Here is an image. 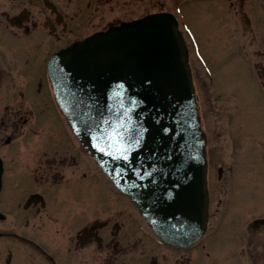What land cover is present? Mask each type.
I'll use <instances>...</instances> for the list:
<instances>
[{"label": "flooded vegetation", "instance_id": "af4514ba", "mask_svg": "<svg viewBox=\"0 0 264 264\" xmlns=\"http://www.w3.org/2000/svg\"><path fill=\"white\" fill-rule=\"evenodd\" d=\"M206 1L0 0V264H264V104L233 105L213 85L186 14L198 7L220 18L264 89V0ZM158 12L173 14L184 34L207 135L208 224L188 245L156 234L87 151L49 71L74 43Z\"/></svg>", "mask_w": 264, "mask_h": 264}, {"label": "water", "instance_id": "95a60500", "mask_svg": "<svg viewBox=\"0 0 264 264\" xmlns=\"http://www.w3.org/2000/svg\"><path fill=\"white\" fill-rule=\"evenodd\" d=\"M49 71L77 136L153 230L197 241L209 217L207 137L177 19L113 25L57 53Z\"/></svg>", "mask_w": 264, "mask_h": 264}, {"label": "rangeland", "instance_id": "374dc122", "mask_svg": "<svg viewBox=\"0 0 264 264\" xmlns=\"http://www.w3.org/2000/svg\"><path fill=\"white\" fill-rule=\"evenodd\" d=\"M207 2L208 1L206 0H195L193 5L199 3L205 5ZM187 11V21L191 26L190 32L192 33L196 44L200 46L205 57L212 61L211 68L216 78L215 84L213 85L217 87V84H219L221 89L230 93V95L234 97L232 98L234 100L233 105L239 103L250 111L255 108L258 109L259 112H262L261 110L264 104V99L260 92H264V89L261 87L259 80L255 78V76L246 73L244 65L239 60L238 50L229 41V30L224 28V24L220 21V18L214 17L210 10L207 11L204 8L192 7L191 10ZM245 44H249L247 38L245 39ZM250 48L252 47H246V50ZM196 83H198L199 86H202L201 80L199 82L196 81ZM198 95L200 96L201 102L200 109L202 113L205 114L204 92L198 90ZM226 102L229 105L232 101L226 99ZM201 127L204 130L203 125H201ZM207 129L211 134L209 128ZM261 175V200L264 201V173ZM241 181L242 187L247 188L249 184L248 175L243 173L241 175Z\"/></svg>", "mask_w": 264, "mask_h": 264}]
</instances>
